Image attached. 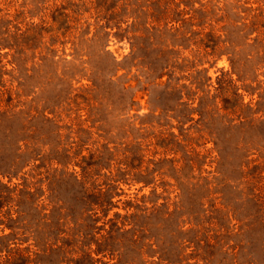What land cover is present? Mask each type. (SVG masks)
Segmentation results:
<instances>
[{"label":"rangeland","instance_id":"rangeland-1","mask_svg":"<svg viewBox=\"0 0 264 264\" xmlns=\"http://www.w3.org/2000/svg\"><path fill=\"white\" fill-rule=\"evenodd\" d=\"M113 224L110 263L264 264V0H0V264Z\"/></svg>","mask_w":264,"mask_h":264},{"label":"trees","instance_id":"trees-1","mask_svg":"<svg viewBox=\"0 0 264 264\" xmlns=\"http://www.w3.org/2000/svg\"><path fill=\"white\" fill-rule=\"evenodd\" d=\"M85 171V169H84ZM102 205V203L100 204ZM137 228V229H136ZM133 226L131 229L126 230L124 233L129 235L134 234L135 231L139 232L138 226ZM120 227H115V224L110 227L105 235H102L95 242L96 248L90 250V243L86 242L85 238H45L44 240H35L37 249L33 253V257L24 256L17 253V258H9L8 264H132L137 257L130 256L126 260L118 256L116 261L110 263L103 261L104 254L112 255L114 250L110 246V242L120 236ZM134 230V232H132ZM123 233V234H124ZM73 235H75L73 233ZM132 240V243H135ZM144 246V244H143ZM28 250V249H24ZM141 251V250H140ZM94 254V255H93ZM16 256V255H14ZM11 259V260H10ZM113 259V258H112Z\"/></svg>","mask_w":264,"mask_h":264}]
</instances>
